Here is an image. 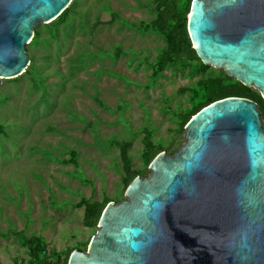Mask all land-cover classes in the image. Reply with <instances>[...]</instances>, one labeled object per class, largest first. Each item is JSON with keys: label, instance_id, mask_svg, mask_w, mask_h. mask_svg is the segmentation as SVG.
I'll list each match as a JSON object with an SVG mask.
<instances>
[{"label": "rangeland", "instance_id": "374dc122", "mask_svg": "<svg viewBox=\"0 0 264 264\" xmlns=\"http://www.w3.org/2000/svg\"><path fill=\"white\" fill-rule=\"evenodd\" d=\"M153 1L74 0L64 22L36 28L27 72L2 81L0 264L29 260L11 230L43 236L49 251L90 243L98 227H84L83 210L74 204L82 197L126 199L113 142L130 143L133 168L149 177L142 161L144 130L175 154L186 131L174 113L191 106L182 89L201 78L227 76L223 69L197 74L178 65L151 80L143 61L153 62L166 41L137 26L155 19ZM72 150L79 169L67 162Z\"/></svg>", "mask_w": 264, "mask_h": 264}, {"label": "water", "instance_id": "95a60500", "mask_svg": "<svg viewBox=\"0 0 264 264\" xmlns=\"http://www.w3.org/2000/svg\"><path fill=\"white\" fill-rule=\"evenodd\" d=\"M74 0H0V86L26 73L27 46ZM188 32L206 66L264 100V0H193ZM185 142L110 202L68 264H264V119L228 97L200 110Z\"/></svg>", "mask_w": 264, "mask_h": 264}, {"label": "trees", "instance_id": "16d2710c", "mask_svg": "<svg viewBox=\"0 0 264 264\" xmlns=\"http://www.w3.org/2000/svg\"><path fill=\"white\" fill-rule=\"evenodd\" d=\"M192 2L193 0H154L155 19L150 22H141L137 26L139 30L160 34L166 41V47L159 52L153 62L143 61L152 70L151 80L153 82H156L169 67L179 65L189 68L190 71L197 74H205L210 68L203 64L197 55L188 32V15L191 12ZM70 11L71 8L69 7L57 20L61 23L64 22ZM122 22L128 26L134 25L124 20ZM36 37L38 36H35L33 40H36ZM182 91L189 92L191 106L186 110L174 113L180 128L184 129L192 117L206 106L228 97L247 98L258 103L264 119V100L261 94L254 92L228 75L226 77L201 78L193 87L182 89ZM3 133L4 127L0 122V134ZM143 134L142 161L146 167H149L155 157L165 151V148L162 144L153 142L151 131L144 130ZM113 145L120 151L123 171L121 180L125 189H127L136 177L141 176V172L133 168L129 156L130 143L113 142ZM77 158V152L72 150L70 151V159L67 162L79 169ZM110 202L112 200L109 198L97 202L93 201L92 198L82 197L74 204V207L83 210L84 227L97 229L99 220ZM9 233L19 237L28 250L29 260L19 264H68L74 250L85 252L89 245L88 241H84L76 247L68 248L66 251H49L47 240L43 236L28 237L24 231L16 232L13 230Z\"/></svg>", "mask_w": 264, "mask_h": 264}, {"label": "flooded vegetation", "instance_id": "af4514ba", "mask_svg": "<svg viewBox=\"0 0 264 264\" xmlns=\"http://www.w3.org/2000/svg\"><path fill=\"white\" fill-rule=\"evenodd\" d=\"M253 101V100H252ZM87 251V250H86Z\"/></svg>", "mask_w": 264, "mask_h": 264}]
</instances>
